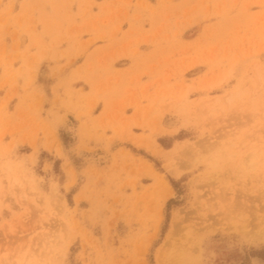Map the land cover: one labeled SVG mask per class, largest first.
Segmentation results:
<instances>
[{"label": "rangeland", "instance_id": "rangeland-1", "mask_svg": "<svg viewBox=\"0 0 264 264\" xmlns=\"http://www.w3.org/2000/svg\"><path fill=\"white\" fill-rule=\"evenodd\" d=\"M0 264H264V0H0Z\"/></svg>", "mask_w": 264, "mask_h": 264}, {"label": "bare ground", "instance_id": "bare-ground-1", "mask_svg": "<svg viewBox=\"0 0 264 264\" xmlns=\"http://www.w3.org/2000/svg\"><path fill=\"white\" fill-rule=\"evenodd\" d=\"M156 144V143H155ZM182 216V215H181ZM182 218V217H181ZM180 216H179V214H176L175 216H174V219H173V223H174V231H175V233H176V231H177V229H178V227H179V224H181L180 222ZM182 220V219H181ZM262 236H263V234H262ZM197 238V237H196ZM199 239V238H198ZM260 239H261V237H260ZM194 240H196V239H194ZM200 240V239H199ZM192 243H194V242H192ZM196 244V243H195ZM194 244V245H195ZM193 245V244H192ZM191 246V245H190ZM193 247V246H192ZM187 260H189V259H187ZM186 260V261H187ZM186 261H184V262H186Z\"/></svg>", "mask_w": 264, "mask_h": 264}]
</instances>
